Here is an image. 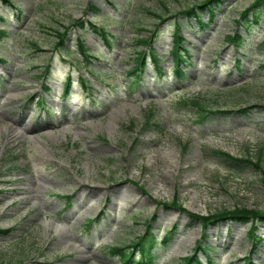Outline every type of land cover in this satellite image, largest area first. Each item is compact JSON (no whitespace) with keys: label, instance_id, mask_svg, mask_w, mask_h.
Here are the masks:
<instances>
[{"label":"rangeland","instance_id":"rangeland-1","mask_svg":"<svg viewBox=\"0 0 264 264\" xmlns=\"http://www.w3.org/2000/svg\"><path fill=\"white\" fill-rule=\"evenodd\" d=\"M9 1L0 0V28L7 31L0 36V57L7 59L0 61V228L12 230L0 233V264H127L107 248L127 245L149 224L160 240L176 226L155 264H182L202 235L200 222L160 204L178 200L205 215L264 210V22L249 32L236 24L254 0H229L209 29L185 22L181 32L192 56L186 79L171 71L161 79L148 60L140 83L128 74L144 48L137 38L158 28L151 44L167 71L174 64V20L202 0ZM78 18L106 27L112 46L71 27ZM63 26L68 43L57 49ZM234 32L245 38L239 48L225 38ZM77 33L105 82L84 72ZM71 71L75 81L86 77L92 87L85 95L74 92V104L60 96ZM44 85L47 105L56 108L51 116L33 105ZM180 99L249 112L207 115ZM216 151L259 166L231 167ZM99 213L94 236L85 225ZM248 227L223 222L208 228L201 238L212 247L213 264L246 263L253 245ZM257 233L251 261L264 264V228ZM200 258L208 264L204 253Z\"/></svg>","mask_w":264,"mask_h":264},{"label":"trees","instance_id":"trees-1","mask_svg":"<svg viewBox=\"0 0 264 264\" xmlns=\"http://www.w3.org/2000/svg\"><path fill=\"white\" fill-rule=\"evenodd\" d=\"M228 1L229 0H202L200 3H196L191 7H187L179 11L178 13L179 16H177L176 19L174 20L175 31L173 33V36L175 40H174V47L172 49V54L175 60L174 71L176 72V75L180 74L183 78H185L186 74H185V70H183V67L184 65L192 64L191 61L192 57L190 55L189 48L185 45V38L180 31L181 29H184L185 22L187 26L188 25L190 26V22H192L191 20L193 19L198 28L209 29V27H211V25H213V23L217 19V16L222 13L221 11ZM90 8L94 10L96 14L99 12L97 6L95 5L90 6ZM154 14L159 16V18L161 19V14L158 13H154ZM263 22H264V0H254L246 9L241 11L236 24L250 31L253 27L261 26ZM75 24L79 26V28L82 30L97 34L99 37L104 39V41H106L109 45L110 42H113L114 39L113 35H111V33L104 26H96L93 22H88L84 20L81 21V19L78 20L75 19L74 25ZM68 32H69V28L67 27H65L63 31H57L58 36L56 38H57L58 48L60 47L65 48V46H67L66 42H67ZM4 34H6V30L0 28V36H3ZM150 38H151L150 35L138 37L137 43L149 45L151 40ZM226 39L236 46L243 45L245 42V38H243L242 35L238 32H236L235 34L226 35ZM77 47L80 54L83 55L82 58L90 63L91 62L90 58L93 55L88 51V49H86L85 44L79 39L77 40ZM261 48L264 49V41L263 44H261ZM67 52H70V50L68 49ZM144 52L145 51L142 50L138 51L135 65H133L129 71L130 74L136 76L139 70L138 65L144 64V60H145ZM151 56L156 66L161 70L162 67L159 64V61H161V59L157 54V52L154 50L151 51ZM71 79L72 78L69 75L67 78L68 84L71 83ZM190 103L197 106L198 109L203 108L206 109V111L208 110L207 109L208 107L206 105L201 104L197 100L191 101ZM214 112L218 114L229 113V111H225V110L209 109L207 115L215 114ZM216 154H218L221 157L222 161L225 162V164H228L231 167L240 168L250 164L259 166V164L249 160L248 158L233 157L230 154L223 151H217ZM192 215L194 216L193 218L195 220L201 222L203 229L204 228L206 229L208 226L214 225L217 222L223 220H229L231 222L235 221L237 223H242V224H250L248 233L250 239L254 240V247L257 245V242H259L256 239L258 236L256 234V231L260 227L259 225L264 224V210L248 209L245 207H235L234 209H223L206 217L196 214H192ZM11 230L12 229L10 228H0V233L9 234ZM167 239L168 237L164 239L163 242L159 243L156 237L154 236V234L151 233L150 227H148L147 230L143 234L138 236L134 242H131L128 245H114L110 249L112 254L119 255L120 258L123 260L128 259V262H132L136 256H139L140 261H137L136 262L137 264H150V263H154L156 260L155 259L156 252L159 245L161 244L163 246H166ZM126 246H129L132 249L126 251L125 249ZM200 250L204 251L207 254V256H209L208 252H210L211 248L207 245H204L201 242V240H199L195 246V250H194L195 253L193 255H189L185 258H182V264H203L198 258V252ZM252 252L253 251H251V253ZM246 260L247 261L245 264H254L251 261L250 254L249 256L246 257ZM15 264H23V263L22 261H20Z\"/></svg>","mask_w":264,"mask_h":264},{"label":"bare ground","instance_id":"bare-ground-1","mask_svg":"<svg viewBox=\"0 0 264 264\" xmlns=\"http://www.w3.org/2000/svg\"><path fill=\"white\" fill-rule=\"evenodd\" d=\"M29 130V129H28ZM20 132H12L11 133V135H13V136H15V137H17V136H19L20 134H19Z\"/></svg>","mask_w":264,"mask_h":264}]
</instances>
